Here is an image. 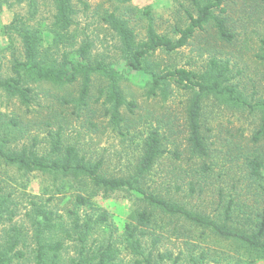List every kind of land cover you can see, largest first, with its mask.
I'll return each mask as SVG.
<instances>
[{
  "label": "trees",
  "instance_id": "1",
  "mask_svg": "<svg viewBox=\"0 0 264 264\" xmlns=\"http://www.w3.org/2000/svg\"><path fill=\"white\" fill-rule=\"evenodd\" d=\"M9 1L0 0V11L4 4L11 6ZM129 1L105 0L112 10L104 9L98 16L108 27L107 31L118 39L125 68L148 77L144 96L147 100L165 109L163 106L175 92L187 95L182 109L184 124L176 130L177 118L167 109L160 115L147 108L140 111L139 127L143 123H152L155 127L140 135V157L134 173L116 177L104 171L102 159L92 161L76 147L62 144V124H66L63 113L51 107L47 108L46 116L42 117V111L36 112L37 119L44 121L50 140V148L45 153L39 152L35 137L30 143L16 146L19 142L16 130L21 127V121L15 116L3 119L4 123L0 119V228H5L0 237V264H13L29 257L32 264H120L118 249L111 237L101 242L93 240L87 246L90 236L101 234L111 225L107 213L95 204L94 199L98 197L129 203L128 222L122 236L133 258L132 264L167 261L170 264H258L264 261V98L249 102L230 83L229 59L212 56L203 68L194 71L162 67L153 58L157 52L172 53L187 46L209 25L220 42L232 45L235 34L227 19L215 15L216 10L226 12L223 8L226 0H190L189 9L184 10L183 25H174L173 34L160 31L149 7H126L129 14L122 13L125 8L120 12V3ZM14 3L25 4L26 15L15 14L2 33L8 40V48L15 49L14 41L19 39L21 52L13 60L8 76L3 77L0 72V91L29 109L34 106L36 88L41 85L63 87L79 81V101L84 105L93 80L99 78L106 81L105 90L99 91L105 94L107 107L103 117L108 118L107 126L121 136L135 129L138 125L132 117L136 107L126 102L120 89L121 71L103 58L93 57V43L88 38L76 40L78 29L73 27L77 4L84 11L89 9V4L83 0H50L52 11L41 17L37 0H14ZM138 20L143 30L139 39L133 29ZM260 52L256 57L264 62V47ZM208 100L238 114L239 119L245 113L259 115L258 123L244 143L236 145L238 156L243 157L242 175L236 180L230 178L232 183L223 181V187L211 181L215 161L206 162L212 151V142L208 144L205 135L209 129L205 126ZM27 111L30 113V109ZM53 125L57 127L55 131L49 129ZM88 126L95 127L92 123ZM236 131L242 140V129L239 127ZM165 146H170L172 151ZM164 158H171L173 175L166 176L160 185L154 182L153 187L147 185L153 169ZM36 173L52 179L51 187H46L43 195H60L68 190L75 194L69 201L72 207L66 208V221L49 207L52 197L32 195L25 199L28 207L24 215L33 228L30 237L33 247L27 254L23 247L28 237L13 223L18 203L14 201L16 189L11 182L15 181V175ZM62 231L73 232L79 245L77 260L63 262V243L55 239ZM165 234L180 238L186 253L179 250L174 255L166 248L162 251ZM208 241L217 247L207 246Z\"/></svg>",
  "mask_w": 264,
  "mask_h": 264
},
{
  "label": "rangeland",
  "instance_id": "2",
  "mask_svg": "<svg viewBox=\"0 0 264 264\" xmlns=\"http://www.w3.org/2000/svg\"><path fill=\"white\" fill-rule=\"evenodd\" d=\"M83 1H86L90 7L84 11L81 5L77 4L73 27V29H78L76 40L81 41L84 37L88 38L93 43L92 56L103 58L121 71L123 79L120 81L119 86L126 102H132L136 107L133 109L135 115L132 119L136 120L138 126L135 129H130L129 133L125 132V136L119 135L116 129L107 126L108 118L103 117V112L107 107L105 94L99 91L105 90L106 81L99 78L93 80L84 105L79 101L81 89L79 81L63 87L49 84L41 85L36 88L38 94L34 96L35 102L34 106L29 108L30 113L27 111L29 109L16 99H9L0 91V119L1 123H4L3 119L6 121L15 116L21 121V129L16 130V137L19 140L15 144L16 146L20 147L25 142L30 143L29 140L35 137L37 138L39 152L45 153L50 148V140L45 133L46 130H44V128L46 129L43 124L44 121L37 119L36 112L42 111L43 117L49 112L47 108L51 107L54 111L64 115L66 124H62L63 130L61 132L63 145L76 147L82 155H86L92 161L102 159L103 169L106 173L116 177H127L134 173L139 161L140 135H145L155 127L152 123H143L139 127V112L147 108L155 115H160L165 113L167 109L172 117L176 116L177 118L175 121L177 130L184 124L182 109L187 95L183 92H175L163 106L165 109L161 107V104L147 100L144 96L148 77L125 68L119 54L120 44L118 39L107 31L108 27L101 22L100 16H98V14H102L104 9L111 11L110 5L105 0ZM9 3H11V6L4 4L0 11V72L3 77L9 75L13 60L19 58L21 52V44L18 38L14 41L15 49L8 48V40L2 33L3 27L10 23L15 14L26 15L27 12L25 4H16L14 0H10ZM119 7L121 8L120 12L125 8L122 13L128 14L129 11L126 7H149L156 24L160 26V31L172 33L174 25L177 23L183 25L186 17L184 10L189 9L190 0H130L127 3H120ZM36 8L38 9V16L41 17H46L52 11L50 0H37ZM223 8L226 9L225 13L216 10L215 15L227 19L229 28L235 34L232 45L220 42L216 31L209 25L204 31L197 33L187 46L172 53L157 52L153 58L162 67H184L194 71L203 68L202 66L212 56L229 59L230 72L228 78L230 83L236 85L249 102H253L251 99H263L264 62L260 61L256 55L260 54V49L264 47L262 44V41H264V2L260 0H226L223 3ZM133 29L139 39L143 32L142 22L138 20L133 25ZM74 108L75 112H72ZM205 108L208 119L205 126L209 128V131H205V135L208 137V144L212 142V145H209L212 150L210 158L206 162L215 161L212 166L214 179H211V181L215 185L217 183L218 187H223V181L232 183L230 178L236 180L241 177L243 157L238 156L236 145L238 142L244 143L251 129L258 123L259 115L257 112L253 114L250 112L249 114H242L239 119L238 114L210 100L207 101ZM75 113H78V116ZM40 122L43 124L42 126L39 125ZM89 123L94 124L95 127H89ZM121 126H123V123ZM239 127L244 134L242 140L239 137L240 134L236 131ZM49 129L55 131L57 127L53 125ZM162 131L160 129V132ZM237 138L238 141H236ZM165 148L172 151L170 146H165ZM166 155L168 154H165V157H167ZM170 160L171 158H164L156 165L148 178L147 185L151 184L150 186L153 187V182L160 185L166 176L171 177L173 175L170 171ZM9 174L12 175L13 171L12 174ZM14 180L11 184L16 189L14 201L18 204L16 206L17 215L13 223L21 228L23 236L28 237L23 250L29 254L33 247V242L30 239L33 228L24 215L28 207L25 199L32 195L43 196L44 198L52 197L53 201L50 202L49 207L56 211L58 215H62L64 221H66V208L72 207L69 201L75 192L68 190L60 195H43L46 187H51L52 179L37 173L28 176L15 175ZM94 201L103 212L107 213L108 223L111 225L105 228L106 231L104 229L101 234L98 232V234L90 236L87 240V246L93 240L101 242L109 236L118 249L117 261L120 264H132L133 258L126 249L122 236L124 226L128 222L129 203L117 198L101 199L100 197L94 199ZM2 229L5 228H0V237L3 234ZM165 237H167V234H165ZM74 238L73 232L67 234L62 231L56 234L55 239L63 243L64 249L61 252V257L64 263L71 259H78L79 245ZM164 239L161 245L162 251L166 248L168 251H172L174 255L179 250L186 253L180 238L170 236ZM210 242H206L207 246L217 247L213 243L209 244ZM204 245L206 246V244ZM13 264H32V262L29 257V260L14 261ZM165 264H170V262L167 261ZM207 264L213 263L208 262ZM258 264H264V261Z\"/></svg>",
  "mask_w": 264,
  "mask_h": 264
}]
</instances>
